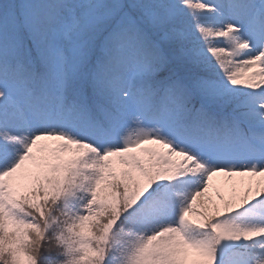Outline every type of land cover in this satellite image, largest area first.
Listing matches in <instances>:
<instances>
[{"label":"snow or ice","instance_id":"6c2138e0","mask_svg":"<svg viewBox=\"0 0 264 264\" xmlns=\"http://www.w3.org/2000/svg\"><path fill=\"white\" fill-rule=\"evenodd\" d=\"M0 264H264V0H0Z\"/></svg>","mask_w":264,"mask_h":264},{"label":"trees","instance_id":"16d2710c","mask_svg":"<svg viewBox=\"0 0 264 264\" xmlns=\"http://www.w3.org/2000/svg\"><path fill=\"white\" fill-rule=\"evenodd\" d=\"M218 179H221V178H214V181L218 180Z\"/></svg>","mask_w":264,"mask_h":264}]
</instances>
